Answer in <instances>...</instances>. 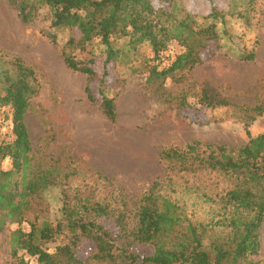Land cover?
<instances>
[{
	"label": "rangeland",
	"instance_id": "rangeland-1",
	"mask_svg": "<svg viewBox=\"0 0 264 264\" xmlns=\"http://www.w3.org/2000/svg\"><path fill=\"white\" fill-rule=\"evenodd\" d=\"M22 1L0 0V62L9 68L19 58L35 70L40 83L24 124L31 144L30 170L36 176L46 175L48 186L33 196L26 219L36 225L44 220L55 224L65 204L71 209L99 205L111 215H122L130 233L152 192L178 207L179 233L191 224L200 231L204 248L228 240L231 230L219 222L231 211L225 210L220 198L233 188V179L198 168L187 172L164 160L161 152L176 151L190 159L187 147L196 145V154L203 157L210 151L207 145L211 149L243 146L248 141L246 130L252 137L264 134V111L256 110L264 107V0H173L174 20L192 16L195 32L214 24L217 37L207 48H199L201 63L164 77L152 72L168 69L185 52L175 41L154 55L147 42L132 48L125 38L115 40L113 47L121 52L112 64H105L104 48L95 39L82 52L65 51L90 61L93 75L73 71L62 57L70 33L52 28L49 10L37 0H27L37 10L23 22ZM235 4L230 15L227 12ZM213 10L223 12L224 18H208ZM195 37L205 43L199 34ZM249 54L254 58L245 60ZM205 90L229 104L199 105ZM102 96L113 99L114 123L100 107ZM8 113L0 109V142L12 140ZM10 168L8 159L0 163L1 170ZM28 221L9 224L0 232V264H40L24 251L13 255L10 248L8 233L18 228L29 232ZM100 223L112 234L118 232L112 220L102 218ZM259 234L260 253L252 259L264 264V222ZM68 242L64 232L40 247L54 253ZM88 247L80 240V257ZM132 250L138 255L151 253L141 245Z\"/></svg>",
	"mask_w": 264,
	"mask_h": 264
},
{
	"label": "trees",
	"instance_id": "trees-1",
	"mask_svg": "<svg viewBox=\"0 0 264 264\" xmlns=\"http://www.w3.org/2000/svg\"><path fill=\"white\" fill-rule=\"evenodd\" d=\"M27 3V0L22 1L19 10L23 22L37 10L34 3ZM37 4L49 10L52 28L70 33L62 54L66 66L89 76L93 75L90 61L75 59L66 50L82 52L96 39L104 48V63L112 64L121 52L113 47L115 40L125 38L126 45L132 48L147 42L154 55L164 50L167 43L175 41L185 52L177 56L168 69L152 72L154 76L164 77L201 63L199 48H207L217 37L214 24L195 32L192 16L184 14L180 20H174L173 0H37ZM236 7L233 5L227 13L233 15ZM208 18L223 19L224 15L213 10ZM197 34L205 43H198ZM253 58L254 55L249 54L244 59ZM39 90L40 83L32 67L19 58H14L9 68L0 62V109L9 112L7 119L11 122L12 136L11 141L0 142V163L8 159L11 164L9 170L0 169V232L9 224L28 221L26 216L32 210L33 196L48 186L46 175L36 176L30 170L31 144L24 124L30 101ZM85 92L92 101L88 89ZM228 104L207 90L199 100V105L206 108ZM100 107L106 119L114 123L113 99L102 96ZM256 110L261 113L264 107L260 105ZM246 135L248 141L238 149L222 146L211 149L207 145L210 151L203 157L196 154V145L187 147L190 159L176 151L161 152L164 160L180 164L187 172L195 173L198 168L233 179V188L220 198L225 210L231 211L219 222L227 224L225 226L231 230L228 240L212 242L204 248L200 231L191 224L185 233H179L177 228L181 227L182 219L178 207L150 192L140 207L136 229L130 233L122 215H111L102 206L83 204L71 209L65 204L55 224L47 220L40 225L28 221L29 232L19 228L10 231L8 239L13 255L24 251L36 257L40 264H87L91 261L113 264L119 260L120 264H260L252 258L260 253L259 231L264 222V134L252 137L246 130ZM102 218L112 220L118 232L112 234L104 228L100 223ZM64 232L69 235V242L57 247L54 253L40 247ZM80 240L89 243L84 257L78 254ZM135 245L149 247L151 253L138 255L132 250Z\"/></svg>",
	"mask_w": 264,
	"mask_h": 264
}]
</instances>
